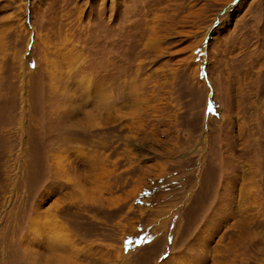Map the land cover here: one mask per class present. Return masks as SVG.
Returning <instances> with one entry per match:
<instances>
[{"label": "rangeland", "instance_id": "1", "mask_svg": "<svg viewBox=\"0 0 264 264\" xmlns=\"http://www.w3.org/2000/svg\"><path fill=\"white\" fill-rule=\"evenodd\" d=\"M0 264H264V0H0Z\"/></svg>", "mask_w": 264, "mask_h": 264}, {"label": "bare ground", "instance_id": "2", "mask_svg": "<svg viewBox=\"0 0 264 264\" xmlns=\"http://www.w3.org/2000/svg\"><path fill=\"white\" fill-rule=\"evenodd\" d=\"M230 7H231V4H229L226 7V9H229ZM23 25L25 27L24 20H23ZM41 217L44 218L45 216L39 214L38 216L33 217L32 222H31V230L32 231L33 230L37 231L38 220L40 221ZM46 218H47L46 222H43V224H42V233H43L42 243L44 244V246L47 247L49 250L50 249L57 250L60 248L61 243L63 244V246L67 245L68 243L66 242V240H65L66 238L64 236L65 230H64L63 226L58 222V220L56 219L54 214H50ZM50 235H53V236H50Z\"/></svg>", "mask_w": 264, "mask_h": 264}, {"label": "snow or ice", "instance_id": "3", "mask_svg": "<svg viewBox=\"0 0 264 264\" xmlns=\"http://www.w3.org/2000/svg\"><path fill=\"white\" fill-rule=\"evenodd\" d=\"M237 2V0H233V3H236ZM127 250V249H126Z\"/></svg>", "mask_w": 264, "mask_h": 264}, {"label": "water", "instance_id": "4", "mask_svg": "<svg viewBox=\"0 0 264 264\" xmlns=\"http://www.w3.org/2000/svg\"><path fill=\"white\" fill-rule=\"evenodd\" d=\"M27 1V0H26ZM25 21H27V20H25Z\"/></svg>", "mask_w": 264, "mask_h": 264}]
</instances>
